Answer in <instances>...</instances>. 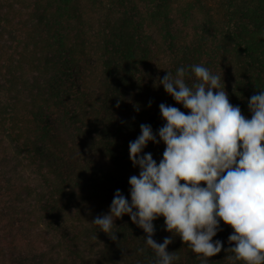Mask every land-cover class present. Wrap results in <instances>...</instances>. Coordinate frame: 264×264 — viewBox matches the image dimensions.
Wrapping results in <instances>:
<instances>
[{
    "label": "trees",
    "instance_id": "trees-1",
    "mask_svg": "<svg viewBox=\"0 0 264 264\" xmlns=\"http://www.w3.org/2000/svg\"><path fill=\"white\" fill-rule=\"evenodd\" d=\"M176 14L195 20L189 41L173 31ZM193 65L219 75L250 119L248 101L264 90V0H0V264H154L130 216L115 221L116 241L92 221L117 189L131 201L140 169L129 143L141 124L158 133L161 103L187 114L159 80L184 68L191 86ZM165 147L144 153L159 164ZM153 223L163 243L164 218ZM220 228L209 264H233V229ZM167 251L173 264H202L179 236Z\"/></svg>",
    "mask_w": 264,
    "mask_h": 264
},
{
    "label": "clouds",
    "instance_id": "clouds-1",
    "mask_svg": "<svg viewBox=\"0 0 264 264\" xmlns=\"http://www.w3.org/2000/svg\"><path fill=\"white\" fill-rule=\"evenodd\" d=\"M191 67L197 78L191 86L184 68L175 78L167 72L159 80L187 114L161 103L166 123L158 130L159 140L150 125H140L141 134L129 143V158L140 169L129 178L131 201L117 189L108 214L97 215L92 224L116 241L115 221L128 215L146 233L154 264L179 259L167 251L175 236L209 264L224 247L213 241L223 221L233 229L232 246L225 249L233 255L226 258L233 264H264V90L249 99V119L230 103L224 82L221 90L219 75L203 65ZM161 141L166 147L157 164L144 149ZM159 217L171 233L163 243L153 239Z\"/></svg>",
    "mask_w": 264,
    "mask_h": 264
},
{
    "label": "rangeland",
    "instance_id": "rangeland-1",
    "mask_svg": "<svg viewBox=\"0 0 264 264\" xmlns=\"http://www.w3.org/2000/svg\"><path fill=\"white\" fill-rule=\"evenodd\" d=\"M194 24L195 20L193 18H185L176 14L173 31L179 39L189 41L194 35ZM150 32L154 33V40H152L153 46H155L156 51L161 55V57L164 58L167 54V41L162 36V32H160L157 28L151 29Z\"/></svg>",
    "mask_w": 264,
    "mask_h": 264
}]
</instances>
